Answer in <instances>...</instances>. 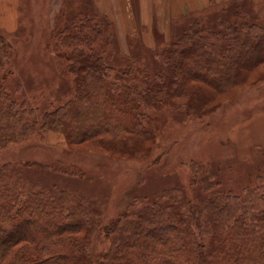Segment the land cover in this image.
Here are the masks:
<instances>
[{"label": "rangeland", "instance_id": "1", "mask_svg": "<svg viewBox=\"0 0 264 264\" xmlns=\"http://www.w3.org/2000/svg\"><path fill=\"white\" fill-rule=\"evenodd\" d=\"M168 3L156 8L139 0L9 3L0 16L7 25L0 36L10 49L0 66V111L12 109L33 132L1 143L0 186L22 184L87 198L95 202L101 226L134 200L152 204L164 191L178 190L186 206L198 203L205 195L203 177L210 174L216 192L263 191L264 61L224 91L191 82L207 94L201 102L171 95L144 110L151 145L140 140L116 152L98 139L75 143L56 127L55 112L79 93L70 69L78 55L101 57L113 68L110 80L129 68L141 84L145 72L150 79L162 72L167 51L194 31L210 38L222 57L229 44L237 45L236 27L264 28L263 0ZM111 242L102 230L94 234L91 264L103 259Z\"/></svg>", "mask_w": 264, "mask_h": 264}, {"label": "trees", "instance_id": "2", "mask_svg": "<svg viewBox=\"0 0 264 264\" xmlns=\"http://www.w3.org/2000/svg\"><path fill=\"white\" fill-rule=\"evenodd\" d=\"M233 33L237 45L229 44L222 57L210 38L186 35L165 54L167 67L154 79L145 72L141 84L129 68L110 80L113 68L101 57L78 55L70 69L79 93L55 112L56 127L75 143L98 139L116 152L140 140L151 145L144 110L181 94L201 102L207 94L191 82L224 91L264 61V28L240 26ZM9 51L0 36V66ZM32 132L12 109L0 111V146ZM211 177H203L205 195L198 203L186 206L178 190L164 191L152 204L134 200L104 226L87 198L1 185L0 264H91L89 247L98 230L112 242L96 264H264V180L263 191L238 195L214 191Z\"/></svg>", "mask_w": 264, "mask_h": 264}, {"label": "crops", "instance_id": "3", "mask_svg": "<svg viewBox=\"0 0 264 264\" xmlns=\"http://www.w3.org/2000/svg\"><path fill=\"white\" fill-rule=\"evenodd\" d=\"M12 0H0V16L6 11L9 9L8 7H10V4ZM121 2L124 0H120ZM220 0H139V3L140 4H155V8L157 7V4H161L162 2H169L170 4L172 2H179V3H185V4H188V3H210V2H218ZM264 1V0H263ZM168 3V4H169ZM1 21V20H0ZM7 28V25L6 23H2L0 24V31H4L5 29ZM260 115H264L263 113L260 114ZM258 120V119H257ZM256 120V121H257ZM255 122V121H253Z\"/></svg>", "mask_w": 264, "mask_h": 264}]
</instances>
